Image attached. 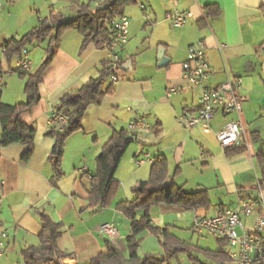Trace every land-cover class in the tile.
I'll return each instance as SVG.
<instances>
[{
  "label": "crops",
  "instance_id": "1",
  "mask_svg": "<svg viewBox=\"0 0 264 264\" xmlns=\"http://www.w3.org/2000/svg\"><path fill=\"white\" fill-rule=\"evenodd\" d=\"M59 1L43 0L41 8L49 9V14L43 15L31 11L38 0H0V48L9 39L21 37L40 20L54 24L58 14L53 6ZM70 2L74 16L78 6L86 3ZM142 3L144 9L138 5ZM208 4H215L219 14L205 16L203 8ZM135 5L138 6L132 12V22L140 21V24L136 27L137 24L130 22L129 38L120 52L121 66L131 60V70L120 67L123 75L118 74L112 94L105 96L100 104H90L83 114L81 128L66 138L60 165L63 175L53 180V168L48 161L54 144V139L45 135L51 126V112L64 94L78 90L96 76L101 62L108 59L106 50L92 43L81 48L82 36L73 28L61 35L51 64L42 76L38 102L20 115L22 122L35 128L30 158L21 161L25 150L22 143L0 147V229L7 232L0 264H23L22 251L38 245L40 212L61 225L55 243L61 264H87L105 252L106 241L126 255L129 221L113 205L131 199L132 187L147 179L151 163L135 162L142 152L152 157L164 156L167 180L173 178L182 190L185 186L192 191L207 189L217 204L211 213H208L210 207L198 208L195 210L198 214L212 215L220 208L234 207L242 198L257 197L260 169L256 155L264 151V52L259 50L264 45V0H176L175 3L137 0ZM126 7L123 15L129 16ZM174 10L190 12L183 27H172L165 19L166 13ZM198 40L205 42L209 64L205 85L212 87L233 77L242 79L238 95L242 102L243 131L237 143L227 150L220 147L215 132L234 119L235 114L217 110L209 123L210 131L201 125L187 130L176 121L181 112L196 108L199 91L182 90L181 63L187 58L186 48ZM45 48L44 53L34 52V60L28 56L35 69L45 57ZM161 53L169 58L163 67L158 66ZM16 60L10 66L3 63L1 68V100L10 105L25 100L24 81L17 72L10 71ZM170 87L179 92L169 93ZM137 115L144 117L148 130L135 134L114 173L123 194L117 192L110 206L88 208L86 190L90 176L95 173L96 157L112 132L126 129L127 123ZM261 188L264 194V183ZM172 211H181L185 227L191 230L194 211L173 205L151 207L153 224L167 225L165 217ZM136 215L141 216L142 212L137 211ZM108 225L116 228L115 235L100 233V228ZM167 226L171 232L170 225Z\"/></svg>",
  "mask_w": 264,
  "mask_h": 264
},
{
  "label": "trees",
  "instance_id": "2",
  "mask_svg": "<svg viewBox=\"0 0 264 264\" xmlns=\"http://www.w3.org/2000/svg\"><path fill=\"white\" fill-rule=\"evenodd\" d=\"M15 1V0H10ZM80 4L76 9L73 19L49 24L46 20H40L36 26L28 30L19 38H11L2 47V55L9 66L16 58L22 56L23 50L47 41L45 57L34 71L18 70L15 65L10 67L11 72H17L24 79L23 92L25 100L13 105L3 103L2 95V70L0 68V147L12 143H22L25 150L21 161L27 162L33 152V140L35 128L20 120V115L30 110L39 100V86L42 76L51 64L55 49L61 35L67 29L73 28L82 36L81 48L92 43L98 49H104L112 36L111 22L117 16L123 14L126 6L137 4V0H101L99 6L91 9V2ZM98 1V0H96ZM205 16L219 14V8L215 4L205 5ZM122 63V62H121ZM120 66L115 70L120 71ZM112 69L109 59L101 62V68L96 76L90 78L74 92L64 94L57 102L54 110L66 115L65 126L59 130L51 121L50 129L45 133L54 139L52 151L48 161L53 168V180L63 175L61 160L66 138L81 128L83 114L90 104H100L103 98L113 92V83H108ZM135 135L126 129L113 131L109 139L104 143L100 153L95 159V173L90 176L87 188L88 208L97 206L105 207L113 204V199L119 190V183L114 178V173L127 149L130 141L128 137ZM230 149L226 148L225 150ZM242 149H239L240 151ZM237 151V152H238ZM260 169L258 185L264 183V151L256 155ZM151 163L147 179L137 182L131 189L132 198L114 203V208L120 211L129 221L130 233L126 236L127 254L124 255L111 242H105V252L98 254L87 264H164L178 258L180 254H186L191 261L198 262L191 257L193 250L188 242L173 235L168 226H155L150 216V209L157 204L173 205L184 211H195L198 208H209L211 204L207 189L200 188L196 191L186 192L177 186L173 180L165 184L168 176L167 162L164 156H156ZM175 171V173H177ZM141 211L142 215H136ZM41 230L38 235V245L24 249L21 253L23 264H61L60 255L55 248V243L60 235V223L55 222L44 212H40ZM143 232H149L156 236L162 248V255L138 253L139 238ZM220 247L217 251L205 252L208 258L218 264L229 262L226 253L222 251L223 242L216 241Z\"/></svg>",
  "mask_w": 264,
  "mask_h": 264
},
{
  "label": "built area",
  "instance_id": "3",
  "mask_svg": "<svg viewBox=\"0 0 264 264\" xmlns=\"http://www.w3.org/2000/svg\"><path fill=\"white\" fill-rule=\"evenodd\" d=\"M176 2V0H171ZM144 9L143 4H139ZM189 11L174 10L166 13L165 19L172 27L180 28L190 16ZM129 18L123 14L117 16L111 22L112 36L108 44L104 46L108 54L112 72L109 80L113 84L117 82L116 69L121 64L120 52L129 38ZM205 42L198 40L186 48L187 58L181 63V78L184 81L182 90L198 89L196 108L193 111L185 110L176 116L177 123L187 129H193L199 125L210 131L209 123L217 110L223 114H235L234 119L226 121L215 132V137L222 149L234 146L239 135L243 131L241 122L242 102L238 95L242 79L240 77L228 78L218 85L208 87L205 81L209 77V64L205 55ZM264 52V45L259 47ZM30 61L28 53L23 50L22 56L17 58L15 67L18 70L29 69ZM169 93H177L179 89L170 87ZM66 115L55 110L51 112V121L61 130L66 124ZM126 130L139 134L148 130L143 116L137 115L126 125ZM155 157L148 152H142L140 157H135V162L141 164L144 161L153 163ZM191 231L198 235H207L216 241L223 242L222 251L229 258V262L235 264H264V194L261 186H258L257 197L242 198L234 207H223L212 215H201L193 212ZM100 233L113 236L117 233L113 225L103 226ZM7 232L0 229V256L5 248Z\"/></svg>",
  "mask_w": 264,
  "mask_h": 264
},
{
  "label": "rangeland",
  "instance_id": "4",
  "mask_svg": "<svg viewBox=\"0 0 264 264\" xmlns=\"http://www.w3.org/2000/svg\"><path fill=\"white\" fill-rule=\"evenodd\" d=\"M80 2H87L88 0H79ZM101 0H94L91 2V9H95L97 6H99ZM43 0H38V3L36 2L35 6L31 7V11L36 12L40 11L43 15H48L49 14V9L47 7L41 8ZM143 4V3H142ZM139 5V4H138ZM138 5H131L127 6L126 9L129 10L130 14L129 16V21L132 24H137L139 26L140 21H136L135 23L132 22V17L134 14H132L133 11H135ZM144 5V4H143ZM55 9V13L58 14V17L55 19L54 24L58 23L59 21H64V20H69L74 17V12H73V5L70 2V0H60L59 3L56 6H53ZM23 9H26L25 7H22ZM125 10V9H124ZM25 11V10H24ZM124 12V11H123ZM125 13V12H124ZM127 14V13H126ZM61 19V20H60ZM47 46V42L41 43L40 45H36L32 48H30L28 52V56L31 57L30 59L34 60V52H40L44 53V48ZM1 48H0V68H3V63L6 65L8 62L4 58V56L1 54ZM35 64L32 65L30 64L29 69L30 71H33L35 69ZM123 75V72L118 71L117 75ZM20 78V77H19ZM22 79V78H21ZM24 81V79H22ZM120 190L118 191L117 195L123 194V189L122 187L119 188ZM184 191H192L190 188L186 187L183 189ZM130 195V192H127ZM212 203L210 204L209 212L211 213L217 204L215 202V199L210 197ZM187 216H191V213H183ZM181 211H172L170 212L166 217L165 221L167 225H170L171 232H173L176 236H178L180 239H183L185 242H188L193 248V250L190 251L191 257L194 258V260L199 261L202 264H218L216 261L212 260L211 258H208L205 255V252H210V251H217L220 249L218 243L216 240L210 236L207 235H202L198 236L194 234L191 230L185 227L186 221L180 217ZM186 218V217H185ZM184 218V219H185ZM126 222L127 219H124ZM182 220V221H181ZM140 239V244H139V249L138 253L139 255H144L145 253L152 252L154 254H157L161 256V247L160 244L158 243V239L155 238L154 236L150 235L147 232H143L139 235L138 237ZM142 239V240H141ZM164 264H198V262H193L190 260V258L186 254H180L177 259L170 261L169 263H164Z\"/></svg>",
  "mask_w": 264,
  "mask_h": 264
},
{
  "label": "water",
  "instance_id": "5",
  "mask_svg": "<svg viewBox=\"0 0 264 264\" xmlns=\"http://www.w3.org/2000/svg\"><path fill=\"white\" fill-rule=\"evenodd\" d=\"M169 62V58H167L166 56H164L162 53L160 56H158V66H165L167 63ZM131 60H128L127 62H125L122 66H121V69L124 70V71H130L131 70ZM128 140L131 142V141H134L135 140V135H131L128 137ZM169 181L170 180H167L165 182V184H169ZM225 264H235L233 262H226Z\"/></svg>",
  "mask_w": 264,
  "mask_h": 264
}]
</instances>
